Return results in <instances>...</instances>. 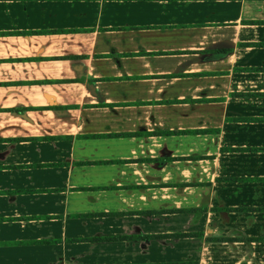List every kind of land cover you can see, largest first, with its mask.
Segmentation results:
<instances>
[{
	"label": "crops",
	"instance_id": "crops-1",
	"mask_svg": "<svg viewBox=\"0 0 264 264\" xmlns=\"http://www.w3.org/2000/svg\"><path fill=\"white\" fill-rule=\"evenodd\" d=\"M0 218V264H264V0H0Z\"/></svg>",
	"mask_w": 264,
	"mask_h": 264
},
{
	"label": "trees",
	"instance_id": "trees-1",
	"mask_svg": "<svg viewBox=\"0 0 264 264\" xmlns=\"http://www.w3.org/2000/svg\"><path fill=\"white\" fill-rule=\"evenodd\" d=\"M90 81H92V80H90ZM1 219V218H0Z\"/></svg>",
	"mask_w": 264,
	"mask_h": 264
}]
</instances>
